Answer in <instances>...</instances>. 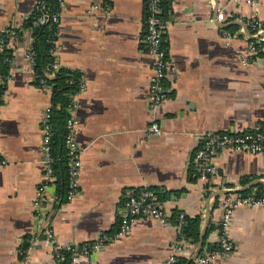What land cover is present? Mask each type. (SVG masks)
I'll return each instance as SVG.
<instances>
[{
    "label": "crops",
    "instance_id": "crops-1",
    "mask_svg": "<svg viewBox=\"0 0 264 264\" xmlns=\"http://www.w3.org/2000/svg\"><path fill=\"white\" fill-rule=\"evenodd\" d=\"M36 1L0 0V31L23 26ZM166 3L168 99L153 112L148 104L153 59L142 41L145 0H65L53 55L84 79L71 109L78 193L65 202L53 182L34 205L45 173L42 117L51 95L32 82L30 32L5 43L13 58L0 101V264H55L46 227L61 245L95 241L117 221L119 229L126 194L144 186L165 191L167 223L134 217L126 235L107 239L75 264H161L170 254L195 264L191 257L199 241L174 247L172 211L200 216V251L218 247L223 197L264 188V150H222L214 158L218 175L210 181L198 178L193 160L202 133L251 131L264 116V63L259 55L243 62L251 34L239 18L254 15L264 25V0L254 9L230 0ZM217 10L225 24L215 21ZM152 117L163 130L160 136L146 132ZM228 234L232 249L211 264H264V207H236Z\"/></svg>",
    "mask_w": 264,
    "mask_h": 264
},
{
    "label": "built area",
    "instance_id": "built-area-1",
    "mask_svg": "<svg viewBox=\"0 0 264 264\" xmlns=\"http://www.w3.org/2000/svg\"><path fill=\"white\" fill-rule=\"evenodd\" d=\"M236 3L244 1L252 9L255 8L258 0H230ZM160 0H145V8L147 16L145 18V32L143 36V45L147 53L152 57L153 64L150 68V95L148 97V104L152 111L168 99V90L165 87L166 71L170 68L167 54L162 47L164 38V20L160 16ZM65 5V0H58L57 9L55 12L50 13L43 4L39 1L35 2L34 8L38 11V15L32 21V25H40L49 21L51 24L58 25L60 21V12ZM254 11V10H253ZM242 19L251 34L248 41L247 56L242 57L243 62H249L257 52L255 44L264 43V25L254 15L247 17L246 15L239 16ZM215 21L220 24L226 23V18L221 10H217ZM27 30L26 27L16 26L5 28L0 31V50L5 46V38L19 37L21 32ZM228 38L231 37L229 32H225ZM30 46L26 56L32 63V52ZM264 51V44L262 47ZM54 48L52 49V54ZM264 63V54L262 55ZM53 69L65 67L54 58L51 64ZM52 74H49L51 76ZM2 81V76H0ZM79 89L72 96V108L76 105L75 100L79 92L84 89V79L81 74V82ZM41 89L50 90V87L42 84ZM49 109L46 110L42 117L43 129V164L45 167L44 179L39 183L37 188V197L34 202L36 206L42 200V193L50 183L54 181L52 174L51 161L52 158L49 152ZM152 121L146 126V132L154 135H162L163 130L159 122L152 117ZM74 126L75 118L71 111L70 117L67 119V134L65 137V145L67 147V173H68V186L64 196L65 201L73 199L78 193V176L80 170V161L78 159V147L74 140ZM200 144L193 152V160L196 164L197 176L201 181H210V179L218 175V168L214 163L215 156L224 149H231L235 152H246L250 154L260 153L264 150V116L261 119L259 126L251 131L236 132V131H208L200 135ZM4 164V160L0 158V166ZM160 191H156L151 187L144 186L139 190L129 191L122 203V216L120 219L119 229L113 234V237L126 235L131 230V221L134 217H153L161 223H167V217L162 208L160 199ZM264 207V197H256L255 194H226L222 201V216L218 226V248L204 247L194 258L195 264H211L212 259L218 255H225L232 249V243L229 239V226L231 221L232 212L236 207ZM37 207V206H36ZM182 223V213L179 214L177 223L175 224L177 233L180 232ZM46 238L51 245V253L55 264H75L79 256H88L92 251L99 249L103 245V241L110 239V237L101 235L97 240L91 244H69L61 245L55 239L51 229L48 227L44 230ZM183 239L178 238L174 243L177 250L182 248ZM64 250L69 252V257L65 261ZM176 260L174 254H170L164 259L161 264H173Z\"/></svg>",
    "mask_w": 264,
    "mask_h": 264
},
{
    "label": "trees",
    "instance_id": "trees-1",
    "mask_svg": "<svg viewBox=\"0 0 264 264\" xmlns=\"http://www.w3.org/2000/svg\"><path fill=\"white\" fill-rule=\"evenodd\" d=\"M40 4H43L50 13H53L57 9L58 0H37ZM160 16L163 18L165 13V8L167 6L166 0H160ZM145 18L147 16V10H144ZM38 15V11L34 8L33 12L26 18L23 27L27 28L30 32L32 40L30 44V50L32 52V82L35 86L41 87L45 84L50 87V109H49V152L52 158L51 169L54 175V184L57 189V194L61 196L63 202H65L64 196L68 186V173H67V160H68V150L65 145V137L68 131L67 119L71 115L72 108V96L79 89L81 82V72L71 70L67 67H62L59 69H53L51 64L54 61V55L51 53L54 48L57 25L51 24L49 21L42 23L40 25L33 26L32 21ZM234 25H230L227 28H231ZM8 41L5 38L4 42ZM264 43H257L255 47L257 52L255 55L262 56L264 51L262 49ZM163 47V46H162ZM13 55L8 48L5 46L0 50V76H2V81H0V101L1 94L5 88V79L9 75L11 68V60ZM49 74H52L49 76ZM247 177H243L246 180ZM158 191V190H156ZM256 197H264L263 185L257 186ZM165 191L161 193L160 199L164 198ZM182 213V223L180 227V232L178 233V238L189 241V243L196 244L199 241L200 235V225L201 218L199 215L188 216L181 211H172L169 221L177 223L179 214ZM120 224V223H119ZM118 221L115 226L108 232L102 235L111 237L118 230ZM109 240H104L107 242ZM94 241L85 242L86 244H91ZM83 244V243H82ZM204 245V242H203ZM26 245L24 244V247ZM209 248H218L217 244L211 245ZM65 261L69 257V252L64 250ZM187 258L182 256H177L173 264H186ZM190 264H193L190 261Z\"/></svg>",
    "mask_w": 264,
    "mask_h": 264
},
{
    "label": "water",
    "instance_id": "water-1",
    "mask_svg": "<svg viewBox=\"0 0 264 264\" xmlns=\"http://www.w3.org/2000/svg\"><path fill=\"white\" fill-rule=\"evenodd\" d=\"M202 234H203V233H202ZM202 234L200 235V240H199V242H198V244H197V247H196V249H195V251H194V253H193L191 259H193V258L199 253V251H200L201 244H202V237H203Z\"/></svg>",
    "mask_w": 264,
    "mask_h": 264
}]
</instances>
